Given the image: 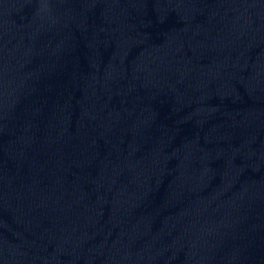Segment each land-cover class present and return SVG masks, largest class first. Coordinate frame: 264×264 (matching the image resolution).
<instances>
[{"label": "water", "instance_id": "95a60500", "mask_svg": "<svg viewBox=\"0 0 264 264\" xmlns=\"http://www.w3.org/2000/svg\"><path fill=\"white\" fill-rule=\"evenodd\" d=\"M0 264H264V0H0Z\"/></svg>", "mask_w": 264, "mask_h": 264}]
</instances>
